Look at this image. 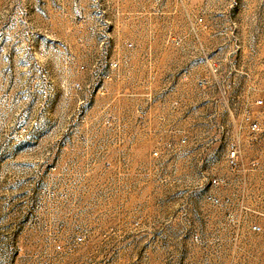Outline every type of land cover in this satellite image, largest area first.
<instances>
[{
  "label": "rangeland",
  "instance_id": "obj_1",
  "mask_svg": "<svg viewBox=\"0 0 264 264\" xmlns=\"http://www.w3.org/2000/svg\"><path fill=\"white\" fill-rule=\"evenodd\" d=\"M0 264H264V0H0Z\"/></svg>",
  "mask_w": 264,
  "mask_h": 264
},
{
  "label": "built area",
  "instance_id": "obj_2",
  "mask_svg": "<svg viewBox=\"0 0 264 264\" xmlns=\"http://www.w3.org/2000/svg\"><path fill=\"white\" fill-rule=\"evenodd\" d=\"M126 46H128V47H132V43H131V42H126ZM112 66H113V67H118V62H113V63H112ZM250 124H251L252 129H257V128H258V124H257L256 122L251 121ZM155 154H157V153H155ZM234 157H235V152H232V153H231V162H232L233 164H235ZM214 181H215V180H214ZM253 229H254V230H259L260 228H259L258 226H253Z\"/></svg>",
  "mask_w": 264,
  "mask_h": 264
}]
</instances>
